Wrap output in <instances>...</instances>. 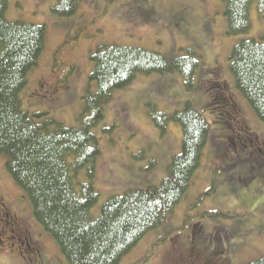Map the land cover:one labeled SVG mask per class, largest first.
Returning a JSON list of instances; mask_svg holds the SVG:
<instances>
[{"label": "rangeland", "instance_id": "1", "mask_svg": "<svg viewBox=\"0 0 264 264\" xmlns=\"http://www.w3.org/2000/svg\"><path fill=\"white\" fill-rule=\"evenodd\" d=\"M52 3V0H8L7 20L43 26L47 34L38 65L29 73L20 94L21 107L30 114L48 113L69 128L80 129L84 99L96 93V86L89 77L94 68L91 56L100 47L115 45L143 49L160 54L169 62L186 56L187 51L198 56L194 59L197 73L193 81L192 76L182 74L139 76L126 89L117 91L106 105L103 120L93 129L99 146L92 180L98 194L91 212L93 217L99 215L107 199L121 195L126 189L140 190L158 185L166 175L170 158L179 153V127L166 123L171 125L161 137L162 131L149 117V111L156 109L171 115L189 103L203 115L209 127L211 122H216L210 127V137L214 129L216 133L205 147L199 175L193 182L195 185L175 207L167 223L140 241L120 264H147L144 258L151 253L152 261L157 264L163 260L165 247V254L172 255L169 252L174 242L175 255L176 250L181 251L180 257L186 259L182 247L193 232L207 230L206 234H209L215 228L214 232L225 228L232 234L227 240L231 259L223 264H247L264 257V181L245 180L248 168L239 159L241 156L251 158L249 153L243 154L227 140H224L227 149L223 153L217 136L219 128L225 129L224 124L217 122L218 112L211 110L205 87L206 80L215 75L213 69L217 70V66L227 75L230 84L233 80L228 71L229 57L241 38L226 35L223 1L147 0L146 10L138 12L134 0H78L76 12L68 17L53 15L50 11ZM261 38H264V21L260 22L253 15L252 30L245 39ZM184 69L191 70V65L186 64ZM37 82L41 83L47 97L42 94L32 96ZM191 82L193 89L186 91L183 86ZM213 90L216 101L221 92L216 86ZM239 102L251 130L264 137V124L256 120L242 97ZM202 106H207L213 117L200 111ZM225 124L234 131H244L233 126L231 121ZM253 143L263 144L255 140ZM253 154L258 157L260 153ZM236 160V164L229 163ZM3 161L4 158H0V196L15 212L20 210L25 217H31L30 205L25 199L18 200L21 191L6 174ZM84 179L88 181L86 171ZM208 191L212 194L204 197ZM188 211L190 214L186 215ZM202 224L206 228L201 227ZM174 225L172 236L177 231L179 234L167 242L170 234L159 233L164 228L169 231ZM35 227L36 233H40L39 225L35 224ZM43 239L48 257L53 260L50 264H66L51 236L45 234ZM161 240L166 242L164 246L158 245ZM8 241L12 242V239ZM2 245L7 247V241L3 240ZM154 245L161 249L152 251L150 247ZM185 247L189 248L187 244ZM0 260V264H28L26 258L22 257L21 261L17 256L11 258L0 254Z\"/></svg>", "mask_w": 264, "mask_h": 264}, {"label": "trees", "instance_id": "2", "mask_svg": "<svg viewBox=\"0 0 264 264\" xmlns=\"http://www.w3.org/2000/svg\"><path fill=\"white\" fill-rule=\"evenodd\" d=\"M135 1L138 12L146 10L147 0ZM222 1L226 35L241 38L229 57L231 84L221 67V71L219 66L213 69L221 97L216 101L213 97L211 104L224 124V153V140L231 139L240 150L244 147L245 138L227 128L230 125L225 123L230 121L264 145V138L249 127L239 102L242 97L256 120L264 124V38L245 39L253 27V15L264 21V0ZM52 2L50 11L57 17L73 15L78 8V0ZM7 8L8 0H0V158H4L6 173L21 191L19 200L28 201L31 217H25L20 210L14 212L8 203L7 209L28 225L38 224L43 235L54 240L67 264H119L145 236L163 225L193 186L210 131L201 113L186 104L173 120H168L180 128L182 140L166 176L156 186L129 189L108 199L99 215L93 217L98 195L92 180L99 147L92 129L103 120L105 107L115 91L126 88L139 76L181 74L186 64L193 71L198 56L191 51L187 58L168 65L161 55L141 49H99L92 56L94 68L89 77L96 93L84 100L81 128H69L45 113L29 115L22 109L20 94L37 65L47 34L43 26L7 20ZM187 87L190 89L191 85ZM153 111L148 112L149 117ZM151 119L156 123L155 115ZM239 161L248 168L246 181H264V158L243 156ZM33 227L30 230L38 240ZM221 242L223 260L229 262L230 248ZM45 260L35 259L34 263L50 264ZM249 264H264V257Z\"/></svg>", "mask_w": 264, "mask_h": 264}, {"label": "flooded vegetation", "instance_id": "3", "mask_svg": "<svg viewBox=\"0 0 264 264\" xmlns=\"http://www.w3.org/2000/svg\"><path fill=\"white\" fill-rule=\"evenodd\" d=\"M228 129H231L228 127ZM231 133L242 136L241 132H235L233 129L230 130ZM245 139L251 142L249 137L244 135ZM233 147H235L234 142L229 140ZM252 145V144H250ZM264 151V150H262ZM0 243L3 240L7 241L6 248H14L15 246L21 244L30 257L37 258L40 252V245L37 243L39 240L35 239V236L30 230V226L25 223L22 219L17 218L14 214L7 209L3 198L0 196ZM217 233V232H216ZM206 234L202 230L198 231L186 241L182 247V251L187 254V258L184 259L180 257L181 251L176 250L177 255H175V242L172 246L171 256L165 254L166 247L163 249V260L157 264H223L226 262L223 260V244L226 243V238L223 234L215 235ZM12 239V242L8 240ZM37 240V242H34ZM189 248H186L185 245ZM163 246V244H162ZM167 256V257H165ZM152 257L149 258L151 261Z\"/></svg>", "mask_w": 264, "mask_h": 264}, {"label": "bare ground", "instance_id": "4", "mask_svg": "<svg viewBox=\"0 0 264 264\" xmlns=\"http://www.w3.org/2000/svg\"><path fill=\"white\" fill-rule=\"evenodd\" d=\"M41 86H42L41 83H40V82H37V83H36V86H35V91H36V92H39L40 89H41Z\"/></svg>", "mask_w": 264, "mask_h": 264}]
</instances>
